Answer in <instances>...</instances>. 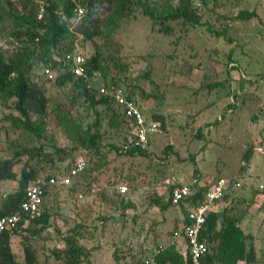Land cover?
<instances>
[{
  "label": "rangeland",
  "instance_id": "1",
  "mask_svg": "<svg viewBox=\"0 0 264 264\" xmlns=\"http://www.w3.org/2000/svg\"><path fill=\"white\" fill-rule=\"evenodd\" d=\"M171 3L176 5L177 1ZM1 4L0 0V10ZM193 5L199 9L200 23L196 26L170 20L163 31L164 26L133 8L112 40L97 37L87 41L81 35L73 39V52L84 58L99 50L110 75L132 93L145 116L165 118L164 128L150 135L148 157L130 158L109 151L110 144L119 145L122 136L120 129H110L107 120L101 119L102 167L92 171L88 165L71 186L51 191L46 199L50 218L44 226L37 225L44 227L42 238H27L23 233L11 238L19 263L24 261L22 248L26 244L35 252V264H59L54 253L75 229L85 250L90 251L81 264H137L146 248L151 252L159 244H172L171 231L189 209L184 203L161 213V206L152 203L156 182L169 174L191 177L195 168L197 177L238 178L241 187L221 203L224 206L227 202L241 228L253 234L258 264H264V206L253 203L259 186L264 187V156L250 155L241 167L249 143L258 141L264 127V0H193ZM243 11L256 17L237 18ZM80 20L73 21L75 27ZM12 35L10 21H0V48L6 57L19 47ZM107 81L100 74L91 80L94 88ZM45 92L49 96L46 125L53 150L69 156V161L78 157L88 163L91 154L82 145H74L50 113L59 104L68 105L72 91L45 84ZM232 100L235 110L227 113ZM72 113L80 118L86 115L80 105ZM6 114L5 108H0V119ZM81 120L84 127L93 121ZM8 126L0 122L1 160L12 158L14 145L23 142L20 132ZM198 129L204 139L196 138ZM45 146L52 149V145ZM14 161L18 168L28 164L39 169L41 180L54 173L53 166L29 156H16ZM122 185L133 200V208L126 212L116 204L100 201L103 189L117 191ZM16 188V181L2 182L0 195ZM248 201L252 202L249 207Z\"/></svg>",
  "mask_w": 264,
  "mask_h": 264
},
{
  "label": "trees",
  "instance_id": "2",
  "mask_svg": "<svg viewBox=\"0 0 264 264\" xmlns=\"http://www.w3.org/2000/svg\"><path fill=\"white\" fill-rule=\"evenodd\" d=\"M171 1L17 0V5L20 7L18 9L14 2L1 0L0 21L5 18L10 21L13 31L12 37L18 40L19 47L9 57H6L0 48V108H5V111L8 112L0 119V122L7 123L12 131H19L23 137V142L14 145L13 149L16 153L12 158L0 159V184L6 181L17 182L16 190L9 194L0 195V217L11 215L21 208L30 186L40 187L43 200L38 214L33 219L22 216L15 228L3 232L0 237V264H35V252L26 244L22 248L24 261L19 263L15 259L11 247V238L22 235V233L27 238L28 236L37 240H40V236L42 238L44 229L42 226L50 218L46 208V199L52 190L59 189V187L50 185L49 179H57L67 175L78 159L77 157L73 161H69V156H60L58 150H53L55 147L46 125V118L49 114L47 111L49 96L45 94V84H50L64 91L70 88L72 91L69 104H59L50 113L53 114V121L61 128L65 136L74 145H82V149L91 154L88 163L83 160L85 162L84 171L74 180L84 175L88 165L92 171L102 167L101 161L104 156H102L99 144L103 138L100 132L101 119L107 120V126L110 129H120L117 131L122 136L119 145L110 144V152L130 158L149 156L147 149L150 144V137L145 149H140L134 144L126 150L124 149L132 130V120L125 116L121 106L108 96L99 93L101 85L98 88L91 87L82 78L75 76L72 72V62L66 60L65 57L67 54L73 53V39L76 35L83 36L84 40L87 41L97 37L104 41L112 40L122 22L132 15L133 8L141 10L142 14L149 17L153 22H158L164 26L163 31L168 29L165 22L170 20L179 21L185 26L199 25V17L197 16L199 9L193 5V0H176V5H173ZM79 9L82 10L83 16L80 18L81 20L79 19L80 24L75 27L73 21L77 19ZM102 15L105 16L102 17ZM253 17H256L254 13L245 11L237 16V18L246 20ZM83 66L90 80L96 74L109 79L107 81L109 83L103 84L104 86L113 85L121 88L125 96L134 101L142 110V106L133 98L132 93L126 92L119 81L110 75L109 66L100 56L99 50H96L91 57L85 58ZM47 68L54 73L53 80L47 79L44 73ZM232 94L236 95V92H232ZM78 105L85 109V118L93 119L92 123L86 127L82 125L81 120L85 118L76 117L72 113ZM235 107L236 103L232 100L227 105V113L234 111ZM147 118L157 123L159 128H164L163 121L165 118L163 119L161 115L152 114V117ZM262 129L263 132L258 141L254 144L249 143L251 145L249 150L243 154V158L247 162L252 155V148L264 139V127ZM196 138L198 140L204 139L200 129H198ZM45 145H52V149H48ZM170 149L171 147L168 146L167 150ZM20 155L29 156L30 160L37 159L40 164L45 163L53 166L54 173L41 180L39 169L28 164L18 168L19 164L14 161V158ZM196 171L194 169V175L197 174ZM163 179L164 177L159 178L156 185ZM154 189L155 196L152 203L161 206L159 208L161 213L170 207H174L171 204L169 193H164L162 196L157 186ZM206 191L207 186L180 203V205L187 204L189 208L185 212L183 223H189L188 212L202 201ZM234 191V188L230 187L221 202ZM127 193L128 191L120 193L118 188L117 191L103 189L100 194V201L112 205L116 204L126 212L133 208V200ZM249 201L246 202L247 207L252 203ZM25 220H28L27 225H25ZM37 225L42 226L38 228ZM176 228L177 226L173 230ZM81 238V234L75 229L63 238V246L54 253L59 264H81L87 259L90 251L85 250L81 244ZM199 240L208 249L201 264L259 263L254 236L241 228L239 219L234 216L228 205H221V209L210 212L206 216ZM159 246L163 247L159 253H155L154 250L150 252L149 248H146L145 255L137 264H142L146 258L151 259L154 264H188L187 254L176 249L175 246L159 244L156 247Z\"/></svg>",
  "mask_w": 264,
  "mask_h": 264
},
{
  "label": "built area",
  "instance_id": "3",
  "mask_svg": "<svg viewBox=\"0 0 264 264\" xmlns=\"http://www.w3.org/2000/svg\"><path fill=\"white\" fill-rule=\"evenodd\" d=\"M83 16L82 10H78L77 19ZM66 60H69L73 64L72 72L75 76L82 78L89 86L94 87L91 80L87 77L85 68L83 66L85 58L81 53L73 52L66 55ZM47 79L53 80L54 73L49 69L44 71ZM99 93L108 96L116 104L122 107L125 116L132 120V130L127 138V144L124 149L129 148L134 144L140 149L147 148L149 137L151 134L159 131L157 123L149 120L144 115L141 108L132 100H129L121 88H117L113 85L108 87L101 85L99 87ZM252 155L264 156V139L256 144L252 148ZM247 161H243L241 165L246 166ZM85 169V162L83 159L78 158L75 161L74 167L65 176H61L57 179H49V184L62 188L69 187L73 184L74 179L81 174ZM207 186V191L204 194L202 201L195 207L191 208L188 212L189 223L181 224L171 233L172 244L176 249L181 250L187 254L188 264H201L202 259L207 254V246L199 240L201 231L203 229L206 216L210 212L221 209V201L224 198L230 187L237 189L240 188V182L237 177L226 178L221 176H210L207 178L197 177L192 175L191 177L179 175L174 176L169 174L166 176L157 187L164 188V193H169L171 204L179 206L187 198L193 194L199 193L201 189ZM120 193H125L127 187L122 185L118 187ZM264 187L259 186L257 193L253 198L254 205H264ZM43 200V193L39 186L33 185L27 189L25 201L22 203L21 208L16 212L8 216L0 217V237L3 232L13 229L21 221L22 216L27 219H33L39 212L40 206ZM28 224V220H25V225ZM182 241L183 247L181 248L177 243ZM163 249L159 246L154 249L155 253H159ZM142 264H154L149 258L143 260Z\"/></svg>",
  "mask_w": 264,
  "mask_h": 264
},
{
  "label": "crops",
  "instance_id": "4",
  "mask_svg": "<svg viewBox=\"0 0 264 264\" xmlns=\"http://www.w3.org/2000/svg\"><path fill=\"white\" fill-rule=\"evenodd\" d=\"M178 166V165H177ZM195 169V168H194ZM161 182V181H160ZM159 182V183H160ZM159 183H157V184H159ZM159 193L160 194H164V188H162V187H160L159 188ZM235 195H233V197H234ZM237 196H239V195H237ZM240 198H244V197H240ZM227 202H225V203H223V205H225ZM221 205H222V203H221ZM183 220H184V217H183V219L180 221V222H177V227L178 226H180L181 224H183ZM253 235V234H252ZM177 245H179L181 248L183 247V243H182V241H179L178 243H177Z\"/></svg>",
  "mask_w": 264,
  "mask_h": 264
}]
</instances>
